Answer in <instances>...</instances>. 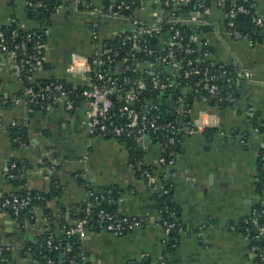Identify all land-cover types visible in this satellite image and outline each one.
Here are the masks:
<instances>
[{
    "label": "crops",
    "instance_id": "1",
    "mask_svg": "<svg viewBox=\"0 0 264 264\" xmlns=\"http://www.w3.org/2000/svg\"><path fill=\"white\" fill-rule=\"evenodd\" d=\"M60 1V9L51 14L50 23L44 27L45 62L36 73L40 82L71 79L65 72L68 64L61 52L90 56L94 51L93 31L106 42L129 27L120 18H98L97 10L109 6L112 0H79L77 4L74 0ZM203 1L205 9L194 8L187 15L186 23L196 34V41L207 43L209 60L248 75L241 79L238 98L231 105H211L202 97L191 104L192 118L203 112L213 113L218 115V125L212 132L185 135L177 145V157L170 168L173 177L169 179V202L179 224L173 249L167 248L162 229L155 225L154 194L131 166L129 152L121 140L88 133L83 124L85 102L72 111L60 105L32 110L13 103L12 98L22 93L25 83L13 67L0 65V199L18 190L5 176L12 161L21 165L29 190L47 191L50 175L61 187L60 194L49 199L44 208L34 207L30 220L17 222L8 214H0V242L12 248L16 263L33 261L29 256L23 260L17 256L25 242L34 240L50 225L57 236L68 233L91 190L112 187L119 192L117 216L141 217L144 224L120 236L87 227L78 239L80 252L89 264H157L164 259L177 264H256L247 240L230 230L229 225L248 217L264 203L259 179L260 139L248 115L256 114L264 122V34L250 44L246 36L251 24L249 32H244L241 28L247 22L241 20L237 28L246 36L235 38L226 30L223 11L215 0ZM243 1L264 16V0ZM29 3L30 0H0V28L11 24L23 30L38 27L39 23L29 18ZM136 3L135 14L151 22L154 3ZM71 22L76 29L68 37L65 28ZM201 27L205 30L199 31ZM22 121L27 124V141L20 145L12 139L10 128L12 122ZM158 154V144H151L144 162L166 180L169 170L157 166ZM48 168L53 169L51 174ZM78 177L85 183L79 184Z\"/></svg>",
    "mask_w": 264,
    "mask_h": 264
},
{
    "label": "built area",
    "instance_id": "2",
    "mask_svg": "<svg viewBox=\"0 0 264 264\" xmlns=\"http://www.w3.org/2000/svg\"><path fill=\"white\" fill-rule=\"evenodd\" d=\"M137 0H112L111 4L102 10H97L98 18L113 17L126 20L129 27L118 33L110 40L103 42L99 40L98 32L95 30L91 35V42L94 51L90 56L78 53L71 54V61L66 66L65 72L71 78L69 84L74 88H79V92L73 95L63 83L58 79L47 80L46 83L36 79V73L44 65V41L45 29L38 33L36 30L21 36V43L8 45L2 30H0V65L8 64L18 73L23 74L21 79L26 85L20 95L14 96L12 102L22 103L29 107L36 102H41L43 109L49 106L60 105L66 111L78 108L83 102L86 103L83 124L90 135L99 137H110L124 140L131 139L139 149L146 152L151 144H158L159 154L156 164L165 168L168 172L167 186L160 183L159 177L154 171L145 168L144 161H134L132 167L142 176L146 188L158 197L166 196L170 191L169 179L173 177L171 167L177 157V145L185 135H193L204 132L207 129H215L218 124V115L203 112L198 117H191V104L186 102V96L195 95L199 90H204L201 95L205 101L218 100L222 98L219 93V85L216 83L218 75L211 74L207 67L200 68L198 58H188L180 60L176 53L183 51L184 54L198 53L208 58L209 47L206 42H197L196 34L190 35V42L196 48L190 46L182 47L180 44L179 28L172 24L167 29L162 28L164 21H182L187 24V13L174 12L187 6L191 0H151L154 3L153 19L151 22L141 20L136 14ZM228 0H215V4L223 11V18L226 30L235 38L245 37L237 28L236 17L238 14L250 16L251 28L260 30L264 34V16L249 14V10L243 6H232L227 11L224 10ZM79 3V0H74ZM163 4V6H161ZM172 4L171 9L164 7ZM30 5V3L28 4ZM41 6V3L34 4ZM59 6L58 9H60ZM195 9H205L203 0H196ZM57 9V10H58ZM5 27V26H4ZM249 32V31H248ZM11 41L18 36L16 29L11 30ZM166 36V38L164 36ZM247 41L251 44L252 36L247 34ZM31 42L32 48L28 50L26 43ZM208 47V49H207ZM177 51V52H176ZM225 64H220L221 76L229 82L234 81L236 87L239 86L246 72L235 70L233 75L226 78L228 72L224 69ZM90 76H85V73ZM196 77L194 79L193 77ZM198 77H200L198 79ZM193 80V81H192ZM197 80V81H196ZM170 92L176 101L174 115L167 117L157 100L165 92ZM145 92L148 94L145 95ZM178 92V93H177ZM156 96V99H153ZM77 97L81 100L77 101ZM166 97V98H167ZM225 100L232 104L234 98L227 95ZM218 106V105H217ZM168 108V107H167ZM168 113L170 110L168 109ZM252 118L253 113L248 112ZM26 121L12 122V126L24 127ZM217 129V128H216ZM256 137L260 139V152L258 155L259 169L264 173V133L259 132V128L253 127ZM156 140H159L157 143ZM15 141H17L15 139ZM174 148V149H173ZM144 166V168H143ZM14 168V164L7 165L5 176L8 179L15 178V175L8 173ZM48 171L53 172L52 168ZM264 195V192H263ZM39 199V196H37ZM29 204V198L18 195H10L0 202V214H18ZM165 212V213H164ZM85 217L75 220L68 234L82 238L85 234L88 217L91 215L89 205L85 207ZM175 212L172 210L157 209V219L155 225L160 227L164 234V243L169 241L172 232L178 231V223L173 221ZM258 219L264 220V209L253 210L244 222H250L254 235L250 237L248 233L243 234V238L249 244V251L253 257L259 256L264 262V246L251 244V239L262 238L264 236V222L258 223ZM144 219L134 216H117L99 211L96 214L94 227L111 232L115 235H123L129 231L142 227ZM230 230L235 231V224L229 225ZM47 247L52 249L51 237L47 239ZM177 239H173L170 246L175 248ZM2 250L0 242V251ZM80 260L87 262L83 252H79ZM49 264H53L48 259ZM71 264L79 262L70 261ZM0 264H2L0 262ZM157 264L165 263L163 260Z\"/></svg>",
    "mask_w": 264,
    "mask_h": 264
},
{
    "label": "trees",
    "instance_id": "3",
    "mask_svg": "<svg viewBox=\"0 0 264 264\" xmlns=\"http://www.w3.org/2000/svg\"><path fill=\"white\" fill-rule=\"evenodd\" d=\"M196 0H191L190 3L187 6L181 7V10H178L174 12L176 16L179 15V13H187L189 14L193 9H194V4ZM41 3V6H34V4ZM243 6L249 10V14L253 15L255 14L254 9L250 7L246 2L243 0H228L225 3V8L224 10H228L232 6ZM61 6V1L60 0H30V5H28L27 10H28V15L31 20L37 21L39 23L38 27L35 28H30L27 30L20 29L16 27L14 24H11L9 26H5L0 28L4 34L5 40L8 41V45L11 46V44L14 43H21L22 39L21 36L25 35L27 33H31L32 31L36 30L38 33H42L41 30H44L43 27L47 26L50 23V18L51 14L57 11V9ZM135 1H133V7H135ZM163 6V4H161ZM172 7V4L169 6L164 7L165 10H170ZM173 26L175 28H179L181 31L180 34V44L182 47L190 46L192 48H196V45L190 42V35L192 34L191 27H189L187 24H183L182 21H175V22H166L162 24L163 29H167L169 26ZM16 29L18 31V36L14 39V41H11L10 36H11V30ZM205 27H201L199 31H204ZM197 31V30H196ZM249 35L252 36L253 41L260 40V30H256L255 28H251ZM32 43L27 42L26 47L28 50H31L32 48ZM208 49V47H207ZM210 51V49H208ZM177 52V51H176ZM176 57L180 60H186L188 58H198L200 61L198 62V66L200 68H205L207 67L209 69V72L211 74H216L218 75V78L216 80V83L219 85V93L222 98L221 101L218 100H209L208 103L211 105H218L220 107H226L228 105H231L228 103V101L225 100V97L227 95H231L234 100L238 98V93H239V88L240 86L236 87L234 85V81H227L225 77L221 76V68H219L220 64L215 63L211 60H209L206 57L201 56V54L198 53H191V54H184L183 51L177 52ZM224 69L228 72L226 75V78H228L230 75H233L235 72V68L229 65H224ZM21 76L23 74H20ZM200 77H198L199 79ZM61 83H63L69 90L72 91L73 95L79 92V88H74L71 84H69V79L67 78H58V80ZM193 81V80H192ZM197 81V80H196ZM40 82V81H39ZM47 81H42V83H46ZM26 85V83L24 84ZM170 92H165L161 96V100H157L156 96H153V99H156L161 108L162 112H165L167 117L169 116L168 113V108L166 104L164 103V100L166 99L167 95ZM178 93V92H177ZM148 94L145 92V95ZM205 94L204 90H199V92L195 95H188L186 96V102L192 104L198 97H201V95ZM77 101H80L81 98L77 97ZM41 102H36L35 104L31 105L30 108L32 110H40L43 109L41 106ZM252 124L254 127L259 128L260 133H264V122L260 119H258V116L256 114L253 115L251 118ZM206 132H212L215 131V129H207L205 130ZM10 133L12 139H16L18 144H23L27 141V131H26V126L24 127H19V126H11L10 128ZM159 140H156L155 142L157 143ZM121 142L124 144L125 148L129 152V156L131 159V162L133 163L134 161H144V156L146 152H143L141 149L137 147V145L129 138H124L122 139ZM174 149V148H173ZM14 164L13 169H9L8 173L15 175V178L13 179H7L9 183H11L13 186L18 188L17 191H15L12 194L4 195L1 199L0 202L4 198L10 197V195H18L22 196L24 198H29V204L21 210V212L18 214V216L14 215L13 212H9V215L15 219L17 222H22L25 220H30L33 217L32 211L34 207H43L46 205V202L51 199L54 196H57L60 194L61 187L60 184L58 183L57 179L55 178L54 175H50V180H49V188L47 191H35V190H29L26 187L25 180L22 178V167L21 165L16 162L12 161L9 162L8 165ZM145 164V162H144ZM146 165V164H145ZM49 164H46V167H48ZM150 166H145V168H149ZM144 168V166H143ZM151 170H154V168H151ZM139 173V172H138ZM140 174V173H139ZM158 176V175H157ZM160 179V183L163 184L164 186L168 185V182L164 180V176L160 175L158 176ZM259 179H260V190L262 188V192H264V173L259 169ZM78 183L79 184H84L85 181L84 179H81V177H78ZM37 196H39V199H37ZM169 197H170V192L164 196V197H158L156 194H154V198L156 201V206L157 209H162L163 211L165 210H173L174 208L169 202ZM118 199H119V192L112 188V187H105L102 191H94L91 190L89 199L86 203H82L79 213L76 217V220L82 219L85 217V207L87 204L90 207L91 210V215L88 217V224L87 227H94V221L96 218V214L104 210L105 212L115 214L117 215V210H118ZM263 202H264V195H263ZM257 211L264 209V203L261 206L256 207ZM45 213H49V210H44ZM175 212V211H174ZM165 213V212H164ZM51 216V215H50ZM47 216L48 220H51V217ZM250 216V215H249ZM248 216V217H249ZM245 217V218H248ZM176 223L177 221V216L175 213V216L172 219ZM243 219L238 220L235 223L236 230L235 232L241 233L242 235L245 233H248L250 237H253V227L250 222H244ZM52 221V220H51ZM264 220L258 219V223H263ZM179 229V225H178ZM69 230V227L66 228V231ZM178 231L172 232L169 236V241L166 243L167 248L173 249L170 244L173 241V239H177L176 237L178 236ZM51 237V243H52V249H49L47 247V239ZM251 244H256L258 246H264V236L262 238H255L251 239L250 245ZM2 250L0 251V262L2 264H18L16 263L15 256H13V250L10 246H7L3 243H1ZM80 252V240L77 238L75 235H70L66 232H64L61 235H56L54 233L53 227L50 225L48 229L42 231L39 233L34 240L27 241L25 242L21 248L17 251V256L20 257L22 260L23 258L29 256L36 264H49L47 262L48 259H51L53 264H71L70 261H76L79 262V264H89L88 262L83 263L80 260L79 256ZM256 264H264V262L260 259L259 256L254 257ZM165 263H173L177 264L173 261H170L168 259L163 260ZM139 264H146L144 261L139 262Z\"/></svg>",
    "mask_w": 264,
    "mask_h": 264
},
{
    "label": "water",
    "instance_id": "4",
    "mask_svg": "<svg viewBox=\"0 0 264 264\" xmlns=\"http://www.w3.org/2000/svg\"><path fill=\"white\" fill-rule=\"evenodd\" d=\"M241 20H245L246 22H247V26H245L244 28H241L242 29V31H244V32H248L249 31V27H250V21H251V19H250V16H246V15H244V14H238L237 15V17H236V23H238L239 21H241ZM62 53V55L64 56V58H65V61H66V63L68 64V63H70V61H71V55H70V53L69 52H67V51H62L61 52ZM85 76H90V73H85ZM194 79H196V77L194 76L193 77ZM164 103L166 104V106L168 107V109L170 110V116H173L174 115V112H173V110L175 109V106H176V101L174 100V98H173V96L172 95H169L165 100H164ZM107 137H109V135H107ZM177 149V148H176ZM119 216H121V215H119ZM28 263V262H27ZM33 263V261H29V264H32Z\"/></svg>",
    "mask_w": 264,
    "mask_h": 264
},
{
    "label": "rangeland",
    "instance_id": "5",
    "mask_svg": "<svg viewBox=\"0 0 264 264\" xmlns=\"http://www.w3.org/2000/svg\"><path fill=\"white\" fill-rule=\"evenodd\" d=\"M75 26L76 25L74 23H72V22L69 23L68 25H66L65 30H67V36L68 37H72V33L71 32H74V29H76Z\"/></svg>",
    "mask_w": 264,
    "mask_h": 264
}]
</instances>
